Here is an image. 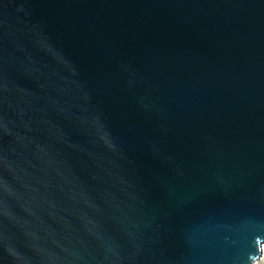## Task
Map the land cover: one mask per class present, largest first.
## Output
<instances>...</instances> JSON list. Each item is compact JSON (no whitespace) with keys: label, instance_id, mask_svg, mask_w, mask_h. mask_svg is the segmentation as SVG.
<instances>
[{"label":"water","instance_id":"1","mask_svg":"<svg viewBox=\"0 0 264 264\" xmlns=\"http://www.w3.org/2000/svg\"><path fill=\"white\" fill-rule=\"evenodd\" d=\"M264 0H0V264H256Z\"/></svg>","mask_w":264,"mask_h":264},{"label":"bare ground","instance_id":"2","mask_svg":"<svg viewBox=\"0 0 264 264\" xmlns=\"http://www.w3.org/2000/svg\"><path fill=\"white\" fill-rule=\"evenodd\" d=\"M262 262H264V252H263V254H262L261 259L257 262V264H260V263H262Z\"/></svg>","mask_w":264,"mask_h":264},{"label":"rangeland","instance_id":"3","mask_svg":"<svg viewBox=\"0 0 264 264\" xmlns=\"http://www.w3.org/2000/svg\"><path fill=\"white\" fill-rule=\"evenodd\" d=\"M257 264V263H256ZM260 264H264V262L260 263Z\"/></svg>","mask_w":264,"mask_h":264},{"label":"built area","instance_id":"4","mask_svg":"<svg viewBox=\"0 0 264 264\" xmlns=\"http://www.w3.org/2000/svg\"><path fill=\"white\" fill-rule=\"evenodd\" d=\"M261 259V258H260Z\"/></svg>","mask_w":264,"mask_h":264}]
</instances>
